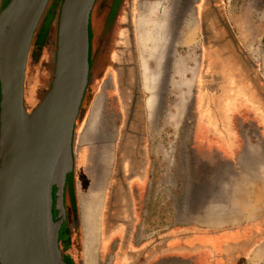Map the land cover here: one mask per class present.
I'll use <instances>...</instances> for the list:
<instances>
[{
  "label": "water",
  "instance_id": "obj_1",
  "mask_svg": "<svg viewBox=\"0 0 264 264\" xmlns=\"http://www.w3.org/2000/svg\"><path fill=\"white\" fill-rule=\"evenodd\" d=\"M93 1L0 0V264H84L67 258L59 241L81 222L75 142L99 68L88 15ZM37 35L48 41L51 78L28 112L25 74Z\"/></svg>",
  "mask_w": 264,
  "mask_h": 264
},
{
  "label": "flooded vegetation",
  "instance_id": "obj_2",
  "mask_svg": "<svg viewBox=\"0 0 264 264\" xmlns=\"http://www.w3.org/2000/svg\"><path fill=\"white\" fill-rule=\"evenodd\" d=\"M117 3H119L117 0H95L88 11L92 32V52L98 53L100 60L98 72L88 86V96L82 106L80 118L84 117L86 106L96 91L108 88L119 90L120 94H117L114 103H119L120 108L110 121V125L105 129L102 128L98 140L105 148L94 154L96 170L105 174V187L109 162L107 147H110L114 159L112 169L115 171L113 191L124 184L125 178L129 179L128 188L139 190L142 188L149 162L144 132L145 113L142 105L144 98L140 91L143 80L141 85L133 24L135 2L122 0L118 7ZM226 3L229 2L199 0L197 4L201 47L195 101L205 93L207 101L226 106L228 117H233L236 124L244 121L249 123V118L254 116L258 117V122L254 121V124L264 123V107H262L264 82L260 77L258 64L252 62L251 56L244 51L234 36L228 18L229 6ZM47 56H49L48 50ZM28 62L29 58L26 74ZM251 106L255 109L252 110L255 115L250 112ZM27 111L30 112L31 109ZM249 113L253 116L250 117ZM259 130L264 134V128ZM97 154L101 155V160ZM99 162L101 165H98ZM130 199L125 196L117 198L121 208L117 213L112 212L116 219L110 225L109 223L103 225L102 245L99 251L102 264H159L160 262L240 264L239 261L232 262V255H228L229 261L217 262L215 248L210 249L209 246L203 245V243L207 245L216 243L220 236L214 233L208 236L205 232L195 230L178 233L176 225H168L145 235L142 234V228L139 236L135 237L138 219L134 202ZM65 205L68 222L72 224L74 201L70 187L67 188ZM260 229L259 237H264V223L260 225ZM70 232L68 237L59 241L60 249L66 257V250L71 255L79 251L78 229L73 227ZM253 233L254 230H251L249 235ZM200 234L203 240H200ZM194 241L197 242V247L192 246ZM200 241L203 243L199 244ZM252 242L253 237H247L243 241L245 250ZM239 245L242 247L241 238ZM195 249L202 252L198 253V251L195 255ZM177 251L182 253L179 255ZM238 257L242 260L241 254ZM79 260L73 261L79 263Z\"/></svg>",
  "mask_w": 264,
  "mask_h": 264
},
{
  "label": "rangeland",
  "instance_id": "obj_3",
  "mask_svg": "<svg viewBox=\"0 0 264 264\" xmlns=\"http://www.w3.org/2000/svg\"><path fill=\"white\" fill-rule=\"evenodd\" d=\"M225 1L229 2L226 3L229 6L228 18L237 42L247 54L255 59L256 63L257 61L260 64L264 63V0ZM134 2L133 24L141 85L138 25L143 28L147 37L146 48L150 52L156 48L163 50L162 62L158 64L157 70L158 86L156 85L154 93L156 108L152 119L148 117L149 112L145 110L148 94L145 93L143 87L140 89L144 98L142 102L145 113L144 132L147 139L149 164L142 188L139 190L128 188L129 179L125 178L124 184L118 186L119 191L117 188L113 191L114 159L110 147H107L109 149L108 177L104 187L100 231L103 218H106L110 212L117 213L120 210L121 206L118 205L117 198L125 196L127 199L131 198L135 205L138 219V225L135 228V237H137L142 228V234L145 235L168 226L171 213L167 199H173L176 202L179 197V187L184 188V164L188 162L187 142L194 113L195 91L200 68L201 37L197 17L199 0H134ZM160 22H162L163 30L157 34L155 24ZM47 50L48 41L45 36H35L29 51L24 88L27 109L32 110L35 107L34 105L39 102L50 82L51 69ZM93 95L86 106L84 117L79 120L76 132L75 185L78 179L76 195L79 215L81 198L79 195L90 192L97 180V163L93 155L105 148L97 139L96 120L94 119L93 125L90 124L89 112ZM89 127H91V137L82 142L83 134ZM163 201H165L164 204H162ZM174 207L176 209V203ZM77 229L80 243H78V253L71 255L68 250L65 251L67 257L75 262L78 259L83 260L81 222L80 226L77 225ZM97 264H102L99 260V246ZM247 264H264V256L258 259V262L252 258Z\"/></svg>",
  "mask_w": 264,
  "mask_h": 264
},
{
  "label": "crops",
  "instance_id": "obj_4",
  "mask_svg": "<svg viewBox=\"0 0 264 264\" xmlns=\"http://www.w3.org/2000/svg\"><path fill=\"white\" fill-rule=\"evenodd\" d=\"M251 58L252 62L256 63L255 59ZM257 64L264 82V63L260 64L257 61ZM117 94H120L119 90L108 88L98 90L93 95L89 118L92 117L97 101L98 107L94 119L97 123L98 140L102 128L105 129L110 125V121L120 108L119 103H114ZM253 109L254 107L251 106L250 112L255 115ZM251 114L250 117L253 116ZM254 121L258 122V117L249 118V123L244 121L236 124L233 117H228L226 106L207 101L203 93L194 102L192 125L187 142L188 162L184 164V188L179 187V197L176 202L167 199L171 213L168 225H176L178 233L195 230L205 232L207 236L213 233L220 236L216 243L210 245L202 241L199 243L209 246L210 249L215 248V259L218 263L229 261L228 255H232V262L247 264L253 258L254 252L264 245V237H259L260 225L264 223V134L259 129L264 128V123L259 122L256 125ZM245 155L248 156V160L244 161L247 164L240 161ZM98 157L101 160V155ZM98 165L101 163L99 162ZM255 211L258 214L252 217ZM115 219L112 212L103 218L99 251L102 245L103 225L105 223L110 225ZM251 230H254L253 235H249ZM257 236L259 238L256 240ZM247 237H253V242L248 244L245 250L243 241ZM199 238L203 240L201 234ZM209 238L211 239V236ZM240 238L242 247L239 245ZM192 246L197 247V242L194 241ZM198 251L195 249L194 254L202 252ZM177 252L179 255L182 253ZM240 254L242 260L238 257ZM169 264H179V262Z\"/></svg>",
  "mask_w": 264,
  "mask_h": 264
},
{
  "label": "bare ground",
  "instance_id": "obj_5",
  "mask_svg": "<svg viewBox=\"0 0 264 264\" xmlns=\"http://www.w3.org/2000/svg\"><path fill=\"white\" fill-rule=\"evenodd\" d=\"M138 26H139L138 27V43H139V48H140V53H141L140 61H141V71H142V80H143L142 86H143L144 91L148 94V98L146 99V108H147V111L149 112L148 117L152 119L154 117L155 108H156V100L154 98V93H155L156 87L158 86L157 85V80H158L157 70L159 67L158 64L162 60L163 50L161 48L159 50L158 48L156 49L154 48L155 50L150 52L145 46L146 41H147L145 32L143 31V28L140 25ZM155 28H156L155 32H157V34L161 33L163 30L162 22L155 24ZM191 37L192 36H190V38ZM190 86L191 85L189 83V87ZM189 91H190V88H189ZM97 107H98V102L96 101L93 111H92V117L90 119L91 125H93V121L96 116L95 114L97 112ZM90 137H91V127L86 129V131L84 132L82 142L89 140ZM247 160H248V156L245 155L244 157L241 158L240 161L241 163L247 164L244 162ZM96 178H97L96 183L92 187L91 191L90 192L87 191V194L79 195L81 196L80 198V218H81V225H82V232H83V260H84L83 262L84 264H97V250L99 246V236H100L99 235L100 234V219H101L100 216H101V210L103 206V187L105 183V174L102 172H98ZM257 214L258 212L255 211L252 214V217L257 216ZM263 255H264V245L259 247L254 252L253 258L256 259L258 262V259H260Z\"/></svg>",
  "mask_w": 264,
  "mask_h": 264
}]
</instances>
